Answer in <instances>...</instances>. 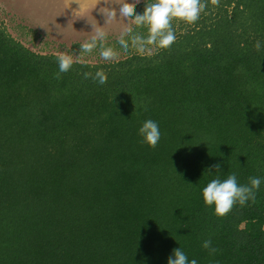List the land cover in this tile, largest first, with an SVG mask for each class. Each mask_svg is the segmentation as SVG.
Listing matches in <instances>:
<instances>
[{"label":"trees","instance_id":"obj_1","mask_svg":"<svg viewBox=\"0 0 264 264\" xmlns=\"http://www.w3.org/2000/svg\"><path fill=\"white\" fill-rule=\"evenodd\" d=\"M202 2L168 48L141 47L131 20L87 41L120 58L63 73L0 26V264H166L177 247L198 264H264V179L222 218L201 197L217 175L264 178V0ZM147 119L155 147L137 135Z\"/></svg>","mask_w":264,"mask_h":264},{"label":"clouds","instance_id":"obj_2","mask_svg":"<svg viewBox=\"0 0 264 264\" xmlns=\"http://www.w3.org/2000/svg\"><path fill=\"white\" fill-rule=\"evenodd\" d=\"M139 0H121L118 10H109V17H114L117 14L123 18L131 19L136 25L146 26L148 35L146 38L137 37L140 40L141 47L144 44H154L155 46L166 49L176 39L173 31L172 23L184 22L192 24L198 20L201 12L205 8L202 0H154L145 5L140 13L133 12L134 5ZM102 36L103 33H99ZM96 37H93L95 42ZM92 44H83L81 49L84 51L90 50ZM257 50L262 45L260 41L255 44ZM105 59L111 58L114 53L111 49H105L101 52ZM58 69L60 73L67 72L73 64V57L70 54H60L57 58ZM87 73L85 76L87 77ZM96 76L99 78V83L106 82V76L100 71ZM95 79V77L93 78ZM137 135L141 138V143L155 147L161 138L159 125L152 119H147L142 122L137 129ZM221 165L219 163L211 165L207 171L208 175H212V169H216L219 173ZM261 177H249L248 184H239L235 173L227 175L221 179L218 175L210 179L201 190V197L205 206L211 207L213 215L217 218H222L235 204L241 206L248 202H254L256 192L259 190L262 183ZM211 241L204 240L202 247L209 250L210 254L215 253L216 249L211 248ZM166 264H198L195 258L189 259L182 248L177 247L172 250V253L167 258Z\"/></svg>","mask_w":264,"mask_h":264},{"label":"rangeland","instance_id":"obj_3","mask_svg":"<svg viewBox=\"0 0 264 264\" xmlns=\"http://www.w3.org/2000/svg\"><path fill=\"white\" fill-rule=\"evenodd\" d=\"M114 1L108 5L105 3L102 8L97 7L82 19L66 21L65 16L59 15L58 3L50 0H0V26L35 53L70 54L73 61L92 65L108 63L120 58V54L105 59L101 55L105 49L100 46L92 44L90 50L84 51L81 45L93 37L105 44L129 32L131 19L119 16L118 11L114 17L108 15L109 10H118L120 6L121 0ZM99 33L103 35L99 36Z\"/></svg>","mask_w":264,"mask_h":264},{"label":"water","instance_id":"obj_4","mask_svg":"<svg viewBox=\"0 0 264 264\" xmlns=\"http://www.w3.org/2000/svg\"><path fill=\"white\" fill-rule=\"evenodd\" d=\"M112 0H61L58 3L59 15L65 16V20H76L86 17L89 13L97 8L108 5ZM105 5V6H106ZM82 17V18H81Z\"/></svg>","mask_w":264,"mask_h":264},{"label":"crops","instance_id":"obj_5","mask_svg":"<svg viewBox=\"0 0 264 264\" xmlns=\"http://www.w3.org/2000/svg\"><path fill=\"white\" fill-rule=\"evenodd\" d=\"M50 1H52L53 3H61V0H50ZM110 3H115V1L112 0Z\"/></svg>","mask_w":264,"mask_h":264}]
</instances>
